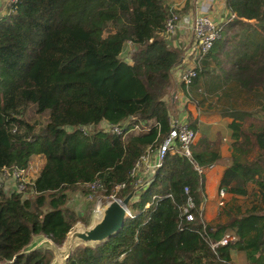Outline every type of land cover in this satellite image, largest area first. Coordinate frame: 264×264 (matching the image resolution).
<instances>
[{
    "label": "trees",
    "instance_id": "obj_1",
    "mask_svg": "<svg viewBox=\"0 0 264 264\" xmlns=\"http://www.w3.org/2000/svg\"><path fill=\"white\" fill-rule=\"evenodd\" d=\"M224 6L228 22L219 25L188 88L179 84L187 101L198 88V95L222 102L215 111L230 119V159L217 184L228 198L204 226L196 215L203 175L194 166L214 164L220 154L201 131L190 145L191 161L175 144L142 189L129 175L138 156L170 128L164 96L179 53L163 34L165 19L176 13L167 0H15L5 6L0 167L16 165L27 174L31 160L39 163L27 186L33 193L0 188V264H47L48 254L13 255L30 232L56 243L63 238L71 222L62 209L67 190L95 198L118 183L125 186L117 199L131 193V217L106 242L76 250L66 264H233L230 250L241 252L246 264H264V126L253 114L264 117V0H224ZM125 43L130 50L122 58ZM101 121L121 133L103 132ZM185 123L196 131L195 120ZM96 179L101 187L90 193L86 185ZM183 186L197 209L191 221L178 213ZM226 233L237 240L212 250L209 243Z\"/></svg>",
    "mask_w": 264,
    "mask_h": 264
},
{
    "label": "crops",
    "instance_id": "obj_2",
    "mask_svg": "<svg viewBox=\"0 0 264 264\" xmlns=\"http://www.w3.org/2000/svg\"><path fill=\"white\" fill-rule=\"evenodd\" d=\"M167 4L180 17L185 16L190 19L193 15L199 13L209 16L220 26L228 22V14L224 6V0H167ZM5 6V0H0V15L5 14ZM178 20L171 34L166 35L163 33L169 47L179 53V63L171 70L172 87L164 96V100L169 122L185 123L187 117L188 119L195 120L197 122L195 137L199 134L197 132L198 130L209 141H215L218 144L220 158L210 168H205L203 174L202 212L204 220L208 221L216 214L215 205L218 200V198L214 199L212 189L217 188L222 170L230 159V144L232 139L230 137V129L227 126L230 119L227 116H221L218 111H215V108L220 105L217 104L218 101L210 94L198 95L199 89L197 88L192 93L193 102H191L187 101L186 95L184 94L185 91L181 90L177 81L178 73L191 64L193 51L189 23L181 19ZM206 62L209 67H212L213 62L211 59L206 60ZM226 105L227 102L223 106ZM254 116L258 120H261L264 126V117L260 113H256ZM242 125L245 127L246 123H242ZM252 150L255 151V148L253 147ZM248 157L250 158L251 156ZM206 194H208V197H205ZM224 195L227 196L228 194L224 192ZM229 257L233 264H246L241 252L230 250Z\"/></svg>",
    "mask_w": 264,
    "mask_h": 264
},
{
    "label": "built area",
    "instance_id": "obj_3",
    "mask_svg": "<svg viewBox=\"0 0 264 264\" xmlns=\"http://www.w3.org/2000/svg\"><path fill=\"white\" fill-rule=\"evenodd\" d=\"M15 0H5V4H9L14 2ZM178 19L183 20L184 22L189 23V27L191 30V45H192V59L191 64L182 69L178 73L177 81L181 84L185 90L188 88L192 79L195 77V67L199 61V59L211 48L215 39L219 36V24L212 20L209 16L205 14H195L190 19L182 16L180 17L177 14H171L169 17L165 19L163 30L164 34L169 35L173 32L175 24ZM169 130L162 137L159 144L153 148V150L147 149L144 153L140 154L138 158L133 163L132 168L130 169L129 175L133 179V185L136 187V190L142 189L147 182L149 181V176L151 173H154L161 164V159L166 150L170 148H174L175 144H177L178 152L191 161V150L190 145L192 144L195 138V132L187 127L185 123H171L169 122ZM98 128L103 132L110 133H121V129L118 125L110 124L106 121H101ZM82 130L83 128H79ZM91 126L87 128L90 130ZM212 165V164H211ZM211 165L206 167H198L194 166L196 172L200 175L204 174L205 168H210ZM26 174L22 168H19L16 165L2 166L0 167V188H2L5 192H21L26 194L27 185L30 182L26 181ZM90 193H94V191L101 187L98 183V180L89 183L86 185ZM124 183L113 184L111 191L107 195H100L101 198L104 199H117L116 193L119 189L124 188ZM29 189V188H28ZM182 191L185 195L183 204L179 207V216L186 221H191L195 215V204L192 196L189 194V190L187 186H183ZM29 194L33 193L30 189L28 190ZM91 194H88L86 197L90 198ZM223 189H219L217 192V206L222 205L224 198ZM203 198V196H202ZM201 198V202H202ZM119 200V199H117ZM203 206L199 208L196 215L198 217L199 222L202 226L205 224V220L203 218ZM130 214V213H129ZM131 217V214H130ZM237 240V237L233 233H226L217 241L210 242L209 246L213 250L218 246L224 245L226 243H232Z\"/></svg>",
    "mask_w": 264,
    "mask_h": 264
},
{
    "label": "water",
    "instance_id": "obj_4",
    "mask_svg": "<svg viewBox=\"0 0 264 264\" xmlns=\"http://www.w3.org/2000/svg\"><path fill=\"white\" fill-rule=\"evenodd\" d=\"M130 197L131 193L121 200L97 196L87 205L83 220L69 224L59 242L52 241L42 231L30 232L26 243L13 257L40 252L48 254L47 264H66L76 250L94 249L121 230L130 218L126 207Z\"/></svg>",
    "mask_w": 264,
    "mask_h": 264
},
{
    "label": "rangeland",
    "instance_id": "obj_5",
    "mask_svg": "<svg viewBox=\"0 0 264 264\" xmlns=\"http://www.w3.org/2000/svg\"><path fill=\"white\" fill-rule=\"evenodd\" d=\"M129 46L130 45L128 43L124 44L122 51L120 53V56L122 58H126L125 57L126 55L128 56V52L130 50ZM217 104L221 105L222 102H217ZM253 114H256V113L254 112ZM38 163H39V161L37 159L31 160V167L29 168V170L27 171V174L25 176L27 182L31 181L32 176L36 172ZM247 188L250 191V189L252 188V185L250 184ZM28 190L29 189L27 187V190H26L27 195H29ZM210 190H211V188H210ZM212 191H213L214 199H217V192H218L217 188L215 187L214 189H212ZM66 194H67V200L64 203V205L62 206V209L64 210L65 217L70 219V221H71L70 224L74 223L77 220H83V214H84V211H85L87 205L93 199H95L97 197L96 196L95 198H93V196L91 195L90 198H87L86 196H84L82 194V192L80 191V188L78 190H73V191L67 190ZM205 197H208V194H206ZM236 197L238 198L239 201L243 200V198H244L241 195H237ZM227 198H228V195L224 196L223 201H225ZM215 206H216V211H218L220 206H217V205H215Z\"/></svg>",
    "mask_w": 264,
    "mask_h": 264
}]
</instances>
